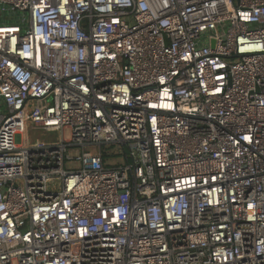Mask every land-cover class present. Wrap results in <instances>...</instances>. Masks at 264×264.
I'll return each instance as SVG.
<instances>
[{
  "label": "built area",
  "instance_id": "built-area-1",
  "mask_svg": "<svg viewBox=\"0 0 264 264\" xmlns=\"http://www.w3.org/2000/svg\"><path fill=\"white\" fill-rule=\"evenodd\" d=\"M7 10L0 264H264V0Z\"/></svg>",
  "mask_w": 264,
  "mask_h": 264
},
{
  "label": "rangeland",
  "instance_id": "rangeland-1",
  "mask_svg": "<svg viewBox=\"0 0 264 264\" xmlns=\"http://www.w3.org/2000/svg\"><path fill=\"white\" fill-rule=\"evenodd\" d=\"M23 13H15L14 11L7 10V13L0 16V23H18L23 19ZM70 131H65V136L69 137ZM29 136L31 137L32 142L36 139H47L48 133L43 130H34L29 132ZM121 162V161H119Z\"/></svg>",
  "mask_w": 264,
  "mask_h": 264
}]
</instances>
